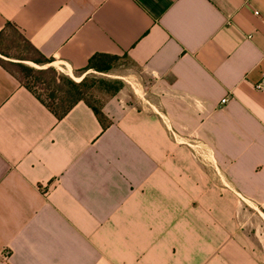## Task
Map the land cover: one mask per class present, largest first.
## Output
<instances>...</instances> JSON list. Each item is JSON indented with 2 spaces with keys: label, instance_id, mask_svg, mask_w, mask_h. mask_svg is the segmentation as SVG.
I'll return each instance as SVG.
<instances>
[{
  "label": "crops",
  "instance_id": "obj_1",
  "mask_svg": "<svg viewBox=\"0 0 264 264\" xmlns=\"http://www.w3.org/2000/svg\"><path fill=\"white\" fill-rule=\"evenodd\" d=\"M8 24L68 75L104 53L153 84L103 124L0 65V264H264V0H0Z\"/></svg>",
  "mask_w": 264,
  "mask_h": 264
},
{
  "label": "rangeland",
  "instance_id": "obj_2",
  "mask_svg": "<svg viewBox=\"0 0 264 264\" xmlns=\"http://www.w3.org/2000/svg\"><path fill=\"white\" fill-rule=\"evenodd\" d=\"M8 38H2L0 40V49L8 56H4L0 53V59L6 62L22 63L25 66L34 69L53 68L55 72L62 75L64 78H68L76 83H80L85 77L86 88L84 90L85 98L97 109H101L106 102L110 99L127 95L130 101L134 104L142 103L147 105V100L152 95L150 87L153 84V78L150 77L142 68L132 63L126 56H119L114 61L113 68L107 73H100L94 70H89L82 74H70L68 75L62 69L46 64L39 66L30 60H21L22 58H35L38 59V55L30 48L28 43L22 38V36L15 30L9 31ZM14 70L18 77L22 79L23 73L18 68L9 66ZM51 76V75H50ZM82 77V78H81ZM104 80L106 82L119 81L122 82V88L115 94L111 95L112 85L102 84L99 81ZM63 82H65L63 80ZM249 231L254 232L252 228V218L250 219ZM259 225L257 226V228ZM264 232V223L261 226Z\"/></svg>",
  "mask_w": 264,
  "mask_h": 264
},
{
  "label": "trees",
  "instance_id": "obj_3",
  "mask_svg": "<svg viewBox=\"0 0 264 264\" xmlns=\"http://www.w3.org/2000/svg\"><path fill=\"white\" fill-rule=\"evenodd\" d=\"M12 30L17 31L11 24H8V26H6V29L0 32V40H2V38H8V33ZM22 38L24 37L22 36ZM24 40L38 55V59L22 58L21 60H30L39 66H44L52 62L51 59L41 57L25 38ZM0 53L4 56H8L1 49ZM117 57L119 56L104 53L95 54L90 58L87 67L83 70L82 73H85L89 70H94L100 73H107L113 68L114 61L117 59ZM0 65L10 73H12V75H14V77H16L20 81V83L25 86L56 117L63 118L77 103L83 101L90 107H92L98 119L103 124L105 123V117L101 111L102 108L97 109L84 96V90L87 86V77H85L80 83H76L68 78H64L62 75L57 74L51 67L34 69L25 66L22 63L6 62L1 59ZM9 66L21 70V72L23 73L22 79L18 77L16 72L10 69ZM63 80L65 82H63ZM99 82L102 84L106 83L112 85V96L115 95L123 86L122 82L119 81L106 82L104 80H100Z\"/></svg>",
  "mask_w": 264,
  "mask_h": 264
},
{
  "label": "built area",
  "instance_id": "obj_4",
  "mask_svg": "<svg viewBox=\"0 0 264 264\" xmlns=\"http://www.w3.org/2000/svg\"><path fill=\"white\" fill-rule=\"evenodd\" d=\"M257 88H258V89H261V88H262V84H258V85H257ZM226 102H227V98H224V99H222V101H221L222 104H225Z\"/></svg>",
  "mask_w": 264,
  "mask_h": 264
}]
</instances>
